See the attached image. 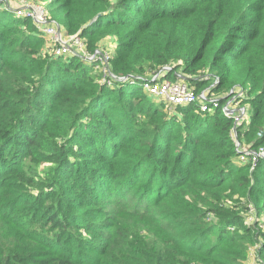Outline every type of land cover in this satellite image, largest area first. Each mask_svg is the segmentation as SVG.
Segmentation results:
<instances>
[{"label": "trees", "instance_id": "obj_1", "mask_svg": "<svg viewBox=\"0 0 264 264\" xmlns=\"http://www.w3.org/2000/svg\"><path fill=\"white\" fill-rule=\"evenodd\" d=\"M46 1L90 49L114 39L116 77L172 66L218 106L102 82L0 7V264H246L255 244L264 264L260 220L244 222L264 213V0ZM237 87L251 114L236 125L222 105ZM70 228L95 259L71 257ZM140 231L152 245L128 242Z\"/></svg>", "mask_w": 264, "mask_h": 264}, {"label": "built area", "instance_id": "obj_2", "mask_svg": "<svg viewBox=\"0 0 264 264\" xmlns=\"http://www.w3.org/2000/svg\"><path fill=\"white\" fill-rule=\"evenodd\" d=\"M0 7L9 10L17 17L30 19L38 34L45 39V48L49 53L54 55H76L84 60L94 62L95 70L98 67L102 69V82L109 85L119 82L118 77L110 69V56L108 53L98 48L92 53L85 52L83 47L85 40L79 32L69 36L63 35L62 28L57 21L51 18L46 6L32 0H0ZM171 68L172 66L166 65L158 71L147 73L145 77L133 76L127 79L131 83H134L135 80H141L143 91L152 98L161 101L169 109L189 103H197L202 110H210V105H213V107L218 106V98L211 97V94L208 93L209 87L196 92L188 84V76L181 70ZM168 73H171V77ZM222 111L225 115L233 116L236 125L245 120L248 113L246 107H235L234 96L226 99L222 105ZM232 136L235 139L236 146H239L235 130L232 131ZM253 154L256 156L264 155V147H261L258 152H253ZM241 160H244V156H241ZM247 253L248 264H262V260L257 254V244L250 245Z\"/></svg>", "mask_w": 264, "mask_h": 264}, {"label": "rangeland", "instance_id": "obj_3", "mask_svg": "<svg viewBox=\"0 0 264 264\" xmlns=\"http://www.w3.org/2000/svg\"><path fill=\"white\" fill-rule=\"evenodd\" d=\"M33 2H36V3H39V4H42V5H44V6H46V3H47V1L46 0H32ZM12 15H13V13H12ZM51 16V15H50ZM32 24V22H31V20H28V25H31ZM61 27V26H60ZM62 28V33H63V35H65V36H69L70 34H68L67 32H66V30L63 28V26L61 27ZM84 40H85V38H84ZM96 46L97 47H95V49L96 48H98V49H101V50H103V51H105V52H107L108 53V55L110 56V57H112L113 56V54H114V52H115V50H116V42L114 41V39H112V38H106V39H104V40H101L100 42H98L97 44H96ZM84 51L86 52H90V53H92L94 50L93 49H90L89 47H88V43H87V41L85 40L84 41ZM93 50V51H92ZM110 61V60H109ZM110 64V63H109ZM109 64H108V66H109ZM97 70H96V74H97V76H98V79L99 80H101V76H102V69L101 68H96ZM150 73V72H149ZM145 77V76H144ZM213 86V85H212ZM210 88V87H209ZM208 93L210 94V92L208 91ZM141 94V93H140ZM143 94V93H142ZM141 94V95H142ZM219 95V93L218 92H213L212 94H211V97H216V96H218ZM242 95V91L237 87V88H235V89H233V91H231V92H229L228 93V95H224L223 97H225V96H228V97H232V96H234V102L237 100V98H239V97H242L241 96ZM147 96H149V95H147ZM151 97V96H150ZM222 97V98H223ZM219 98V97H218ZM155 99V98H154ZM155 100H157V99H155ZM225 100V99H224ZM158 102H161V101H159V100H157ZM239 101H241L240 100V98H239ZM162 103V102H161ZM240 103V102H239ZM237 101L235 102V107L236 108H239L240 106L241 107H249L247 104H239ZM242 105H244V106H242ZM165 108V107H164ZM250 114H251V112L248 110V113H247V115H246V118H245V120H248L249 119V116H250ZM49 165V162H44L43 164H42V166H41V168L38 170V171H43V167H44V169L47 167ZM37 179V178H36ZM31 187H34V186H31ZM248 215L246 216V219H245V224L246 225H250L252 222H253V220H260V223H259V225H258V227H259V229H263L264 230V213H261V214H258L257 212H256V210L254 209V208H250V210H248ZM251 213V214H250ZM96 218V216H94L93 215V217H92V219H95ZM209 219L211 220V219H213V216H212V214H209ZM252 225V224H251ZM71 229V231H73V233H74V237H73V239L74 240H80L79 242L78 241H74V242H72L73 243V245H70L69 246V251H70V255H72L71 257H76L80 252L82 253V258H83V260L84 261H88V262H90V260H91V258L90 257H92L93 259H95L96 257H97V254L95 253V252H92V251H88L87 250V248H86V244H82V242H84L82 239L83 238H85V239H90L89 237H90V234H88V233H86V232H84V234H82V233H79V232H77L76 230H72V228H70ZM147 231H140V232H138L137 234H135L134 236H131L129 239H128V242L131 244V245H133V246H135L136 245V243L138 242V244H141V245H143L142 243H145V244H148V245H152V238L146 233ZM79 237V239H77ZM259 240L261 241V238L259 237ZM133 258V257H132ZM131 258V259H132ZM131 259H126V260H124V261H122L121 262V264H129L130 263V260ZM246 264H248V255L246 256ZM263 264V263H262Z\"/></svg>", "mask_w": 264, "mask_h": 264}, {"label": "water", "instance_id": "obj_4", "mask_svg": "<svg viewBox=\"0 0 264 264\" xmlns=\"http://www.w3.org/2000/svg\"><path fill=\"white\" fill-rule=\"evenodd\" d=\"M99 15H100V14H98L97 17H98ZM97 17H95L93 20H95ZM171 69H173V67H172ZM133 76H138V75L129 74V75H126V76H123V77H118L117 80H118V81H122V80H125V79H127V78H131V77H133ZM138 77L140 78L141 76H138Z\"/></svg>", "mask_w": 264, "mask_h": 264}]
</instances>
